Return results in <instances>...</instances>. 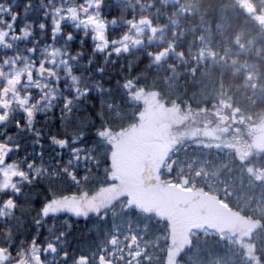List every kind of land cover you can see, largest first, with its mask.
Masks as SVG:
<instances>
[{"label": "trees", "instance_id": "obj_1", "mask_svg": "<svg viewBox=\"0 0 264 264\" xmlns=\"http://www.w3.org/2000/svg\"><path fill=\"white\" fill-rule=\"evenodd\" d=\"M100 14L109 38L127 34L114 78L129 61L139 77L119 97L101 165L115 176L101 198L131 208L117 238L126 264H264V145L247 125L264 119V0H104ZM31 40L0 44L8 76L31 67ZM84 227L76 245L93 239L78 235ZM17 231L27 240L31 226L12 229L15 243Z\"/></svg>", "mask_w": 264, "mask_h": 264}, {"label": "snow or ice", "instance_id": "obj_2", "mask_svg": "<svg viewBox=\"0 0 264 264\" xmlns=\"http://www.w3.org/2000/svg\"><path fill=\"white\" fill-rule=\"evenodd\" d=\"M103 6L104 0H0V44L10 50L12 41L32 37L25 50L31 67L15 80L7 75L9 58L0 60V81L14 85L0 84V225H7L0 232V264H126L117 238L131 208L101 198L115 181L101 165L110 164L109 122L120 115L119 97L139 77L130 75L129 61V75L114 78L110 63L122 49L127 53V34L109 38ZM34 9L38 19L30 15ZM20 59L17 52L13 69ZM26 222L27 240L17 231L15 243L12 229ZM85 222L78 235L93 239L76 245L73 229ZM41 255L49 258L41 261Z\"/></svg>", "mask_w": 264, "mask_h": 264}, {"label": "rangeland", "instance_id": "obj_3", "mask_svg": "<svg viewBox=\"0 0 264 264\" xmlns=\"http://www.w3.org/2000/svg\"><path fill=\"white\" fill-rule=\"evenodd\" d=\"M13 80H15V77L13 76ZM7 86L6 87H12L13 84L10 83L9 81L5 80ZM240 119V118H239ZM154 122H158L157 120ZM250 130V133L253 137V139L256 142V147L258 148L259 146H263L264 145V119H262L261 121H258L256 123H251V124H247ZM160 137V136H159ZM154 138H157V135L154 136ZM123 136H121L119 139H115L116 141V151L121 152V147L119 146V143L122 142L123 140Z\"/></svg>", "mask_w": 264, "mask_h": 264}, {"label": "flooded vegetation", "instance_id": "obj_4", "mask_svg": "<svg viewBox=\"0 0 264 264\" xmlns=\"http://www.w3.org/2000/svg\"><path fill=\"white\" fill-rule=\"evenodd\" d=\"M4 87V86H3ZM6 87V86H5Z\"/></svg>", "mask_w": 264, "mask_h": 264}]
</instances>
